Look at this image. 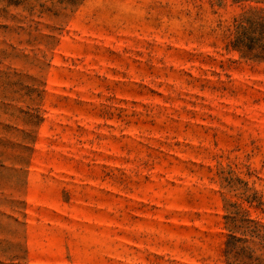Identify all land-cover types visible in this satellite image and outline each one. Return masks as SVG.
<instances>
[{
  "label": "rangeland",
  "instance_id": "1",
  "mask_svg": "<svg viewBox=\"0 0 264 264\" xmlns=\"http://www.w3.org/2000/svg\"><path fill=\"white\" fill-rule=\"evenodd\" d=\"M251 7L0 0V264H228L225 201L264 226Z\"/></svg>",
  "mask_w": 264,
  "mask_h": 264
},
{
  "label": "trees",
  "instance_id": "2",
  "mask_svg": "<svg viewBox=\"0 0 264 264\" xmlns=\"http://www.w3.org/2000/svg\"><path fill=\"white\" fill-rule=\"evenodd\" d=\"M235 2L249 0H233ZM262 3L264 0H251ZM231 48L241 58L264 63V8L251 7L234 20ZM225 257L228 264H259L260 257L246 244L256 239L264 242V226L250 219L248 213L237 204L225 201Z\"/></svg>",
  "mask_w": 264,
  "mask_h": 264
}]
</instances>
